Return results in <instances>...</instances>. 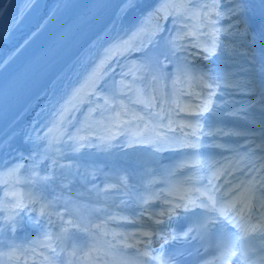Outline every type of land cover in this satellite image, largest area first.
Here are the masks:
<instances>
[{
    "label": "bare ground",
    "instance_id": "obj_1",
    "mask_svg": "<svg viewBox=\"0 0 264 264\" xmlns=\"http://www.w3.org/2000/svg\"><path fill=\"white\" fill-rule=\"evenodd\" d=\"M58 1L60 0H0V60L7 55L10 49L20 44L16 53L0 67V78L18 64V61L28 53V50L38 43L45 42L56 29L60 18H68L86 0H61L62 3L56 6ZM233 1L237 4L238 11L235 17L236 23L233 24L235 27H223L224 31H227L225 37L222 38L229 42L230 47H233L235 51H245L251 54L252 67H255L253 63L255 61L264 65V36L262 37L264 9L258 7V5L260 6L258 0H229L223 6L229 5ZM182 2V0H133L131 5L125 2L119 8L108 27L66 66L61 75L52 81L48 88L30 102L29 107L21 112L17 119L6 126L7 128L0 135V186L12 178L17 181H26L25 194L27 198L36 194L39 188L46 187L53 193L55 199L73 207L76 212L78 209L85 210L88 201L96 207L107 203L106 200L116 201L117 206L121 208L131 204L128 195L133 194L132 189L126 185V181L124 180L126 188L121 186L114 189H105L107 187L101 189L96 187L98 180L105 181L106 186L109 183L116 184L122 178L121 176H125L127 164L133 166L144 164L150 169L162 168L165 170H172L175 165L180 166L179 161L181 162L185 157L179 156L178 152L170 154L168 151L171 147L168 143H153L141 136L131 138L128 146L121 149L105 152L80 148L76 149L71 157H64L59 153L58 146L54 144L53 140L56 136L55 131L58 128L57 123L60 120V115L73 100L81 99V95H86L89 87L98 82L102 66L109 61L110 55L118 51L124 44L135 46L150 40L151 33L165 19L166 12L175 13ZM211 5V2L203 3L195 6L191 13L187 12V14L181 15L178 32H186L187 26H189L187 21H191L193 15L197 16L201 8L205 11L210 10ZM39 22L41 24L35 28ZM256 28L260 32L253 34ZM238 31L246 32V37L237 35ZM221 33L222 29H220ZM220 34L216 35V38L217 36L220 38ZM188 39L191 38H181L174 51H169L168 55L172 57L169 62L174 58L179 60L178 58L182 57L188 60L187 63L182 61L184 64L195 65L196 70L200 66L202 73L206 71L205 74L208 77L215 78L216 68L221 67L219 62L211 59L208 61L202 54L195 55L193 58L190 44L185 43ZM173 64L175 63L173 62ZM251 73L255 77L249 79L248 83L246 82L248 85L245 86H249L253 90L246 95L253 98L251 102H256L257 108L254 113L245 110L241 97H238L239 101L234 102L233 106H229L225 101L222 106H218L219 103H222L221 101L230 97L228 92L231 90L222 88L219 95L223 97V100H216L212 110L203 117L213 121L223 118L220 116L224 115L225 117L229 112L232 113L233 118H228L230 123L234 124V120L237 119V121H241V125L224 128L221 134H226V138H231L227 143L243 146L247 150L246 152L253 149V145L258 142V137H255V134L248 133L257 132L258 136L263 134L262 129L264 128V92L260 88L264 71L257 73L253 70ZM236 80L237 77L232 76L228 78L227 84L235 87L233 84ZM205 86V90H210L209 85ZM117 87V85L112 87V92L116 97L120 92L116 89ZM239 87L242 88V86ZM233 90L237 91L238 89ZM252 115L254 116L252 117ZM245 122L250 124L244 126ZM240 137L243 138L242 141H239ZM45 139L47 140L44 141ZM216 142L218 141L203 140V144L207 143L206 145L211 148ZM216 153L218 151L211 152L208 157H213ZM246 157L251 158L253 154L247 153ZM75 159L79 160L92 176L86 175L85 178L80 173L76 172L75 174V170L69 165V162ZM55 163L59 165L55 167ZM45 177L48 179H44ZM3 194V192L0 193V210L6 216L13 217L17 205L21 204L20 202L23 200L19 196L20 200L17 199V202L9 201L8 197ZM81 197L84 200L80 203L79 198ZM30 223L33 227L37 225L34 222ZM14 231H11L13 235Z\"/></svg>",
    "mask_w": 264,
    "mask_h": 264
},
{
    "label": "rangeland",
    "instance_id": "obj_2",
    "mask_svg": "<svg viewBox=\"0 0 264 264\" xmlns=\"http://www.w3.org/2000/svg\"><path fill=\"white\" fill-rule=\"evenodd\" d=\"M183 1H186V0H183ZM258 2L260 4V6L258 5V7L264 9V0H258ZM233 8H236L235 14H233V17H235V16H237L238 11H237V7H233ZM262 18L264 19V14H262ZM170 23H172L173 26L177 27V23H175L170 18V16H167L160 23L159 28L155 27V30L151 33L152 37L150 38V40H147L145 42H142L140 45H135V46L124 44V46H121L118 49V51L113 52V54L110 55L109 61L106 62L105 64H103L102 71L100 73L98 82H96L93 86L89 87V90L86 91V94L87 95L91 94V93L93 94L95 92V86L98 84H101L103 86L105 85V86H107V89H108V88H110V86L112 87L114 85L115 80H117L118 85L125 88V81L123 80L124 79L123 77H125V76L128 78L132 77L133 76L132 75L133 69H134V68H132L131 65L124 66L125 60L127 59L126 55L128 54V52L132 53L135 51H140L138 49L143 48L145 54L152 53L155 56L156 51H164V49L167 48V45H165L164 41L161 38V35H159L158 33L160 32L162 26L166 27V25H170ZM262 26H263V29H262L263 30L262 37H263L264 36V25H262ZM231 48H227L226 50L223 48H220L219 51H217V52L215 51V53L217 54V57H218L217 61H220L222 63H226L225 57L235 56V53H233L231 50H229ZM247 53L248 52H245L246 56L242 57V59H240V60H232L234 62L236 61L239 64H237V67L233 66L232 69H230V71H227L226 74L224 73L225 75H222V77L220 78V82H221L220 85L222 87H226V88L231 90V91H229L227 89L229 91L228 94L232 95L233 92H234V94H237V95L230 96L225 101L229 104H233L234 102H238L240 95H242L243 96L242 99L245 100V98H246L245 94L253 92L252 88H249V86H245V85H248V84H246V82L248 83L249 79H254V77L250 76V73H249L252 70V67H250V65L242 67L243 64H247L248 61H251V59L247 56ZM227 63L231 64L230 61H227ZM117 66H119L122 69L119 70L117 68ZM223 71H224V69H223ZM238 71H242V72L246 73L247 76H250V78L244 77L243 79H237L233 84L235 86V88L238 89L237 91H235V90H233L234 88L232 85H229L226 83V79L229 76L236 75L238 73ZM115 75L116 76L118 75V78H115ZM221 79H222V81H221ZM239 86H242V88H240ZM105 89H106V87H105ZM136 89H137V92L132 94L134 100H137V98L143 97V91H142L141 87L138 86V88H136ZM83 96H86V95L83 94ZM237 97H239V98H237ZM82 99H83V97L81 98V100ZM252 99L253 98H247L243 104V106H245V110L248 111L249 113H254L255 109L257 108L256 102H251ZM81 100L80 99L73 100V102L70 104V106L67 109H65L63 111V113L60 115V120L57 123L58 128L55 131L56 136L53 140L54 144L56 146H58L57 151H59V153H61V152L64 153L66 151L67 153H70L71 155H73L75 153L76 149L81 148L83 150H86V149L92 150V149H95L96 147H98L96 145H100V144H101L100 149L103 148L102 151H105V152L107 150L112 151L115 149H121L123 147H127L128 142L131 140V136L128 133L123 132V128H121V131H117V132L113 131V132H111V134L109 136L102 137L100 139V144L97 143L95 145L94 144L90 145L87 142L84 143V142H82L76 138L77 142L75 143V146L73 148H68V150H65V148L63 149L60 146V144H59V139H60L59 136L60 135L59 134L62 131L64 122H70L71 124L74 125V128L76 130H77V126H79L78 124H76V123H78L77 116L80 114V113H78L77 109H78V106L83 105V104H81ZM78 104H81V105H78ZM88 107H89L88 112L90 113V114H88V120H90V122H92L93 124L95 123L94 125L93 124L90 125V129H91L92 133H89V134H91L90 136H96L97 133L98 134L100 132L103 133L102 131H100V128H99L101 123L98 119L93 120L91 117V114L93 113L92 112L93 106L88 105ZM253 116L254 115H252V117ZM252 119H254V118H252ZM253 123H254V125H256L255 122H253ZM113 133H116V134L114 136H112ZM65 134H67V132ZM46 140L47 139H45L44 141H46ZM100 149H98V150H100ZM60 150H61V152H60ZM71 164L74 167L78 166L79 169H80V167L83 168V166H81V164L77 160H75L73 162H69V165H71ZM58 165L59 164L55 163L54 166L57 167ZM84 173H88V171H84ZM24 184H25V182H23V186H24ZM12 187H14V185H12ZM1 188H5V189H2V191H1ZM10 188H11V186L7 185L6 183L2 184L0 186V193L3 192L5 194V195L3 194V196L7 197L8 192L5 193L6 191H4V190H7L10 192ZM16 199H17V197H14L12 199V201L16 200ZM26 208H28V204L27 205L24 204V205H20V206L18 205V207H17L18 211H17V214L14 215V217H12V218L6 217L3 220H1L2 218H0L1 232H3V233H4V231L11 232L14 229H17V231L23 230L25 228V223H26V221H24V218H25L24 214H26V216L29 215ZM0 212H1V210H0ZM0 215H1V213H0ZM34 221H35V218H34Z\"/></svg>",
    "mask_w": 264,
    "mask_h": 264
},
{
    "label": "snow or ice",
    "instance_id": "obj_3",
    "mask_svg": "<svg viewBox=\"0 0 264 264\" xmlns=\"http://www.w3.org/2000/svg\"><path fill=\"white\" fill-rule=\"evenodd\" d=\"M126 2L131 5L133 0H126ZM213 7L215 8L216 5L213 4ZM235 14V10H229L228 13L222 14L220 12H217L216 15L218 18H225L226 16H231ZM230 27H235V25H230ZM227 31V30H225ZM237 35L246 37V32H237ZM215 47V43H213V48ZM140 51H143L144 49H138ZM204 51L207 53V55L204 57L205 59H211V57L214 55V52L210 50L209 48H205ZM206 111L210 110L209 108L205 109ZM238 135L240 133H230ZM71 139V137H70ZM83 146V145H82ZM185 147H191L196 148L197 145H185ZM255 151V150H254ZM220 176L216 175L215 173L209 177H207V183L202 186V188H194L185 190L184 193L180 196L181 203L174 204L171 208H169V216L168 220L171 221L173 216L171 213H174L177 208H183L185 212H190L193 209L199 207L202 209H206L211 212H217L220 217H223V221H225L229 225H234L238 230L240 235H236V245H233L229 248L226 255L229 257L231 256H238L239 260H242L245 262V264H264V257L259 258L256 261H251L248 256V251L246 250L243 241L250 237L253 233H261L264 234V203H256L254 204L251 200H244V199H232V195L236 190L239 188V186H236L235 188H231L227 191L222 192V188L224 187L223 184L218 185L217 181L220 180ZM44 179H48L45 177ZM200 179H205L204 177H201ZM225 184H229L230 182L225 181ZM197 193L196 198H192V193ZM171 194V193H170ZM201 197L206 198V202H201L197 204V200H200ZM148 201L145 200V204H147ZM168 203H171L170 201ZM239 205V207H238ZM255 211L256 215L258 216V219L256 223H250L252 219V213ZM161 216L164 215V213H160ZM61 221L65 224V227L62 229L63 234H67L69 229L73 228H80V225L75 223L72 220L69 221H63V217H60ZM115 219V217H113ZM162 220H155L154 223L160 224L163 223ZM97 228L100 226L97 225ZM200 228H203V225H200ZM84 232H88L87 228L82 229ZM194 231L192 227H189L187 231L183 234V237L176 236L173 234V240L177 239H189L191 238V233ZM196 231H199V228L196 229ZM103 235H108L107 232L103 233ZM119 235V234H116ZM135 235V234H133ZM141 237H150L152 233L150 232H141L139 234ZM62 236H57L56 239L60 240ZM46 243L42 244V246L48 247L50 251L53 254V257H57L59 254L57 253L56 247H53V238L51 235L46 234L45 236ZM142 242V241H141ZM140 243V242H138ZM150 243V241H149ZM169 243L168 240H165V244ZM239 246L236 251L232 250V248ZM126 248H135L136 245H125ZM145 247H148V245H145ZM164 248V245H161L160 251H162ZM63 250V249H62ZM95 251H102V249L94 248ZM156 251V250H153ZM107 254V253H105ZM150 253L148 251L145 252H137V258L135 261H133V264H137L138 261H140L141 257H148ZM47 259V258H46ZM160 257L158 256H152L151 260L156 261L159 260ZM2 264V262H0ZM49 264H55V259L49 261ZM142 264V262H141Z\"/></svg>",
    "mask_w": 264,
    "mask_h": 264
},
{
    "label": "trees",
    "instance_id": "obj_4",
    "mask_svg": "<svg viewBox=\"0 0 264 264\" xmlns=\"http://www.w3.org/2000/svg\"><path fill=\"white\" fill-rule=\"evenodd\" d=\"M64 141H65V144H64V145H67V142H68V140H67V139H65ZM67 146H68V145H67Z\"/></svg>",
    "mask_w": 264,
    "mask_h": 264
}]
</instances>
